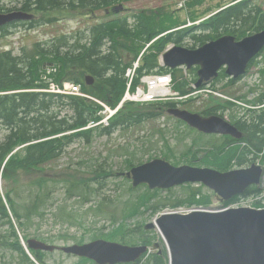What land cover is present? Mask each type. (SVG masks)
Instances as JSON below:
<instances>
[{"label": "trees", "instance_id": "obj_1", "mask_svg": "<svg viewBox=\"0 0 264 264\" xmlns=\"http://www.w3.org/2000/svg\"><path fill=\"white\" fill-rule=\"evenodd\" d=\"M119 1L24 0L21 8L24 10L34 8L35 11L44 14L57 9L60 11L68 10L76 14H92L96 10L107 9ZM1 10L2 7L0 6V12ZM191 15L193 19L199 16L195 12ZM55 20L46 18L25 22L21 25L34 27V22L48 24L55 22ZM178 23L176 19L166 21L160 18L158 20L154 14H147L144 11L111 14L106 19L98 21L86 29H79L72 34H60L45 42H36L32 48L23 50L20 54H14L12 50L0 51V125L6 131V135L4 134L0 140V173L2 171L4 179L11 177V180H13V175L8 177L9 172L16 174L15 176L21 172L35 173V177H39L34 182L35 186L43 190V192L39 191L33 196L23 211L19 209L16 200L12 197L14 188L6 191L7 201L18 226L24 228V225L28 224L31 217L44 204L46 195L51 192L48 178L46 175H40L39 171L44 165L58 159L67 149V146L77 138L86 137L89 140L95 131L94 129L69 132L83 128L90 121L98 119L97 109L99 106L93 100L80 96L34 91V89L48 87V82L42 77L45 61L51 60L55 64L57 70L50 76L55 78V81H63L65 78L80 83L86 93L104 99L113 105L121 98L124 91L125 69L138 54L137 41L150 39L162 30ZM12 25L17 26L19 23L0 28L1 36H8L11 33ZM263 29L264 9L262 4L257 0H241L216 13L205 22L158 38L143 57V63L137 71L136 79L144 73L172 72L175 81L174 89L180 95H186L192 89L191 83L197 80V68H193L190 71L192 74L190 78L185 79L184 72L180 68L170 69L161 65L159 57L167 45L174 43L195 48L223 34H233L237 39H240ZM221 73L218 78L227 77L224 72ZM87 76H92L95 79L94 83L87 85ZM230 82H234V80ZM227 103L231 104L230 102ZM255 103L264 104V92ZM175 106V102H166L150 105L151 109L147 111L125 108L112 120L110 126L102 128L100 133L112 134L117 129L131 127L145 120L156 118L169 107ZM225 107L221 104L215 105L204 110L203 113L205 115L218 114L219 110ZM251 111L252 115L249 120L241 119L236 122V125L245 135V140L250 148L245 146L241 150L240 146H236L224 154L222 153L221 158L214 157L215 159H212L211 154H207L203 157L204 164L216 165V168L226 170V164L234 159L238 149H240V156L237 161L239 165L246 161L245 158H242L244 157V150H248L250 153L252 152L250 149L261 151L264 144V108L260 111ZM22 145L25 146L13 153L17 147ZM222 149L223 146L218 148L219 151ZM255 158L253 159L255 160ZM261 161L264 163V157ZM74 186H77V183H74ZM258 192L260 190L252 188L248 194ZM189 193L187 199L190 204L201 203L197 199L198 189L190 188ZM46 201L47 199H45ZM182 203H184L183 200L178 202V204ZM140 207L133 206L132 208L138 209ZM150 207H152L154 214L163 208V206L155 204ZM112 219L115 221L114 216ZM6 224L10 225L12 236L16 238V241L11 243L13 248L23 255V262L20 261V264H25V261L33 263L19 241L17 230L0 194V226ZM119 228L120 226L117 229ZM112 236L119 238L117 230L112 233ZM24 238L27 240L28 236L25 235ZM122 241L124 242V240ZM144 243L149 244V241L145 240ZM31 251L37 260L42 264H47L46 252ZM75 264H90V261L82 258ZM131 264H168V255L165 250L162 254L153 252L146 258Z\"/></svg>", "mask_w": 264, "mask_h": 264}, {"label": "rangeland", "instance_id": "obj_2", "mask_svg": "<svg viewBox=\"0 0 264 264\" xmlns=\"http://www.w3.org/2000/svg\"><path fill=\"white\" fill-rule=\"evenodd\" d=\"M237 1L240 0H120L113 7L124 8L122 13L144 11L147 14H154L158 20L160 18L166 21L176 19L180 22V17L186 15V9L190 17L195 12L200 19ZM257 1L264 9V0ZM23 2L24 0H0L1 12L21 6ZM183 2L187 6L185 10L180 8V3L184 5ZM33 13L37 21L45 18L56 20L48 24L34 22V27L21 25L22 23L11 27V33L8 36L3 37L0 34V51L12 50L14 54H20L23 50L32 48L36 42H45L60 34H72L75 30L86 27L88 23H95L88 17L89 15H80L68 10H51L45 14L39 11ZM105 13L104 10H96V19L99 21L104 19ZM141 42L143 41H137L138 47ZM49 62L51 60L45 61V63ZM53 67L43 68L42 77L49 78L51 81L49 83L60 84L61 81L50 78L51 74L57 70V68L53 70ZM183 72L185 79L190 78V72L185 70ZM65 81L64 78L63 82ZM229 81V78H225L217 84V88L225 97L222 95L206 97L208 94L204 93L199 98L187 101V104L178 103L179 107L201 113L212 106L221 104L226 106L220 109L225 119L232 122L242 119L247 109L252 107L250 101H254V98L264 91V51L262 56L252 64L246 76L232 84H229ZM244 96L247 100L241 99ZM99 100L105 102L104 99ZM231 100L241 102L229 105L227 102ZM125 108L135 111L151 109L147 105H128L122 110ZM5 132L0 125V140ZM222 141L224 140L219 135L198 134L196 130L189 129L187 125L163 113L156 119L151 118L128 128L117 129L110 135L95 132L89 140L86 137H79L58 159L49 162L39 171L40 175L48 176L51 192L46 195L47 201L45 202L44 199V204L37 213H33L34 215L28 224L24 225V228L18 226L15 218L12 219L19 241L21 243L26 235L28 238L44 240L49 244L67 246L87 243L95 238H104L130 245L142 244L148 240L152 247L154 242L162 240L158 230L148 231L144 228L156 217L151 205L163 206L161 212L174 210L173 208H176L174 206L179 208L200 207L216 201L214 193L212 194L199 184L183 185L169 190H150L145 185L133 187L132 181L124 173L133 166L155 158H165L164 156L170 162L179 165L191 163L205 166L203 157L207 154H211L212 159L221 158L223 154L214 149L213 144ZM242 145L244 146V143L239 146ZM250 151L252 152L243 151L244 157L242 158H245V164L238 165L237 161L240 156V149H238L234 159L226 164V169L246 167L250 165V162L262 160L264 144L260 152L257 150L255 152L254 149ZM254 157L257 159L254 160ZM209 166L216 167V165ZM8 174V177L13 175V180L11 177L0 180V190L7 191L14 188L12 197L16 200L19 209L23 211L38 191L43 192L34 183L39 177H35V173L25 172L17 176L11 172ZM74 183H77V186H74ZM190 188L198 189L197 199L201 203L190 204L188 202ZM181 200L184 203L178 204ZM141 204L142 207H140ZM133 206L140 208H132ZM113 216L115 221L112 219ZM119 226L120 228L117 229ZM116 230L119 238L112 236ZM15 241L16 238L12 236L10 225H1L0 264L23 262V255L15 251L16 249L11 244ZM45 259L48 264L78 262L77 257L66 255L60 250L47 253ZM25 262V264H32Z\"/></svg>", "mask_w": 264, "mask_h": 264}, {"label": "water", "instance_id": "obj_3", "mask_svg": "<svg viewBox=\"0 0 264 264\" xmlns=\"http://www.w3.org/2000/svg\"><path fill=\"white\" fill-rule=\"evenodd\" d=\"M33 19L34 15L25 11L0 12V27ZM263 48L264 30L242 40L226 35L197 49L174 46L163 54V62L171 68L199 65L196 86L200 87L205 80L217 76L218 70L224 65H227L228 75L240 77ZM169 113L205 133L242 137L235 125L219 116L203 117L198 113L176 108L169 110ZM262 173V169L255 164L250 168L221 172L190 165L176 167L165 159H155L133 167L127 176L133 180V186L146 183L151 189L202 182L219 196L229 199L245 191L251 184L259 183ZM156 227L168 244L170 264H264V209L163 213L146 225L147 229ZM28 246L46 251L56 248L37 239H29ZM159 247V243L154 244V248ZM61 249L66 253L93 259L98 264H118L136 261L148 247L128 246L99 239Z\"/></svg>", "mask_w": 264, "mask_h": 264}, {"label": "built area", "instance_id": "obj_4", "mask_svg": "<svg viewBox=\"0 0 264 264\" xmlns=\"http://www.w3.org/2000/svg\"><path fill=\"white\" fill-rule=\"evenodd\" d=\"M151 90L150 92L147 94L148 98H153L154 97V93H153V87L157 85V83L155 81L151 82ZM138 96H140V93L137 92V94L134 96V98H137Z\"/></svg>", "mask_w": 264, "mask_h": 264}, {"label": "bare ground", "instance_id": "obj_5", "mask_svg": "<svg viewBox=\"0 0 264 264\" xmlns=\"http://www.w3.org/2000/svg\"><path fill=\"white\" fill-rule=\"evenodd\" d=\"M192 2V1H191ZM195 2V1H194ZM184 3V2H183ZM193 3V2H192ZM185 4V3H184ZM165 14V13H164ZM190 16V15H189ZM166 17V16H165ZM164 18V17H163ZM249 21V20H248ZM205 22V21H204ZM215 30V29H214ZM76 38V37H75ZM75 38H73V39H75ZM86 39V38H85ZM69 40V39H68ZM191 41V40H190ZM72 42V41H71ZM74 42V41H73ZM76 42H77V40H76ZM75 42V43H76ZM78 42H79V40H78ZM81 42V41H80ZM86 42V41H85ZM84 42V43H85ZM89 43H91V42H89ZM106 43V42H105ZM72 44V43H71ZM74 44V43H73ZM72 44V45H73ZM79 44V43H78ZM80 45V44H79ZM79 45H77V46H79ZM84 45H86V44H84ZM76 46V45H75ZM80 46H82V44L80 45ZM189 46V45H188ZM41 59V58H40ZM43 62V61H42ZM27 69V68H26ZM182 70V69H181ZM222 74V73H221ZM55 79V78H54ZM126 79V78H125ZM51 82V81H50ZM9 94V93H8ZM94 96V95H93ZM232 101V100H231ZM236 106V105H235ZM128 127V126H127ZM6 129V128H5ZM6 135V134H5ZM199 141V140H198ZM68 147V146H67ZM224 154V153H223ZM229 156V155H228ZM263 157H264V155H263ZM232 161V160H231ZM248 162V161H247ZM152 254V253H151Z\"/></svg>", "mask_w": 264, "mask_h": 264}]
</instances>
